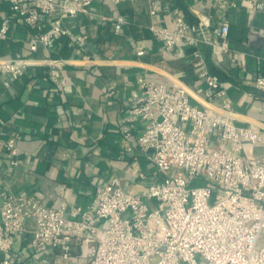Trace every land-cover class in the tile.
<instances>
[{"label":"built area","instance_id":"built-area-1","mask_svg":"<svg viewBox=\"0 0 264 264\" xmlns=\"http://www.w3.org/2000/svg\"><path fill=\"white\" fill-rule=\"evenodd\" d=\"M95 0H0L11 16L0 24V40L9 37L12 21L28 34V49L47 52L73 41L89 60L87 34L67 25L80 17L110 22L120 34L130 22L118 10L113 17L93 12ZM124 0H111L117 9ZM150 24L147 30L167 52L189 49L191 66L205 83L209 102L221 99L222 114L213 115L191 101L185 87L170 90L136 78L133 105L119 120L120 146L126 155L138 148L157 171L146 191H126L118 177L96 188L86 207L64 201L57 208L29 196L4 193L0 198V264H264V159L247 163V145L264 146V131L234 123L224 83L212 75L202 54L210 47L217 57L232 56L230 24L218 26L206 17L187 21L173 11L171 26H158L162 0H143ZM220 8L245 5L264 14V0H219ZM254 34L264 41V30ZM145 50L136 51L143 57ZM242 65L244 55L239 56ZM236 54L232 61L235 62ZM62 57L0 58V74L19 79L30 67L49 68L48 80L65 87ZM264 91V76L255 80ZM110 90H113L111 88ZM143 132L135 136V126ZM21 149L14 139L0 138V156L12 167L20 164ZM145 178L144 175H140Z\"/></svg>","mask_w":264,"mask_h":264},{"label":"crops","instance_id":"crops-1","mask_svg":"<svg viewBox=\"0 0 264 264\" xmlns=\"http://www.w3.org/2000/svg\"><path fill=\"white\" fill-rule=\"evenodd\" d=\"M162 2L163 13L154 20L158 26H171L176 9L190 23L206 17L214 26L223 21L230 24L232 56L219 58L208 46L201 51L209 72L224 83L234 123L264 131V91L255 86V80L264 76V41L254 34L264 30V14L253 13L245 5L222 9L219 0ZM92 10L106 17L118 10L130 24L116 34L110 22L89 17L69 21L75 34L89 36L85 45L89 60L73 41H64L51 52L30 53L29 34L15 20L8 39L0 40V58L32 56L43 61L62 57L67 62L62 68L65 87L49 82V68L44 65L30 67L19 79L9 81V86L5 85L8 78L0 74V138L14 139L21 149L17 167L0 156V198L10 193L55 208L64 201L86 207L96 188L114 177L124 190L143 194L157 171L139 148L130 155L123 152L118 125L133 105L139 75L146 74L149 81L170 90L185 87L194 105L213 115L223 113L221 99L207 100L205 83L191 66V51L177 47L167 52L151 36L145 1L124 0L116 9L111 0H95ZM10 16V8L0 3V24ZM139 48L146 52L143 57L136 55ZM240 54L244 55L241 66ZM142 132L139 123L134 139ZM243 157L247 163L264 159V146L247 145Z\"/></svg>","mask_w":264,"mask_h":264},{"label":"trees","instance_id":"trees-1","mask_svg":"<svg viewBox=\"0 0 264 264\" xmlns=\"http://www.w3.org/2000/svg\"><path fill=\"white\" fill-rule=\"evenodd\" d=\"M192 21H196L194 18H192Z\"/></svg>","mask_w":264,"mask_h":264}]
</instances>
